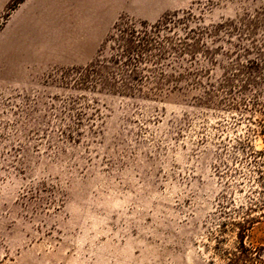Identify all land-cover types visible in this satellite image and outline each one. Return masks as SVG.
<instances>
[{
    "label": "rangeland",
    "instance_id": "374dc122",
    "mask_svg": "<svg viewBox=\"0 0 264 264\" xmlns=\"http://www.w3.org/2000/svg\"><path fill=\"white\" fill-rule=\"evenodd\" d=\"M262 7L0 0V264H232L245 218L264 246ZM166 15L139 77L88 71L118 21Z\"/></svg>",
    "mask_w": 264,
    "mask_h": 264
},
{
    "label": "trees",
    "instance_id": "16d2710c",
    "mask_svg": "<svg viewBox=\"0 0 264 264\" xmlns=\"http://www.w3.org/2000/svg\"><path fill=\"white\" fill-rule=\"evenodd\" d=\"M259 17L264 18V7L261 11H258ZM172 18L170 15L164 16L162 19L158 20L156 23L147 24L140 22H132L129 20L118 21L114 25V31L110 33L109 37L116 41L118 53L111 56L109 59L98 60L95 65L89 67L90 73H95L96 75H101L100 72L103 68L104 63L120 64L124 61L121 70V76H127L134 80L143 73L142 64L151 62L155 63L162 59V56L166 52V43L171 41V37L168 35L161 36L162 29L171 28L170 23ZM139 25V26H138ZM262 62L264 65V53ZM247 67L252 68L253 66H258L259 63L255 61L248 62ZM257 69V68H255ZM126 72V74H124ZM126 78V77H125ZM253 122V121H252ZM258 122V121H255ZM254 122V123H255ZM261 129L257 130V135H264V125L261 123L256 124ZM252 159L256 164L255 176L261 187L262 198L259 201L260 208H264V151H258L251 154ZM253 210V209H252ZM248 215V213L246 214ZM262 216L264 217V211ZM253 218H245L242 222H239L238 228L241 233V238L239 239L238 246L236 247V252L231 258L232 264H264V246H250L246 245L244 242V236L254 221ZM227 224L224 223L223 227Z\"/></svg>",
    "mask_w": 264,
    "mask_h": 264
}]
</instances>
